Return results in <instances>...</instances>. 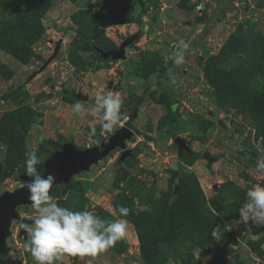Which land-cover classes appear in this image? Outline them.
<instances>
[{
  "label": "rangeland",
  "instance_id": "obj_1",
  "mask_svg": "<svg viewBox=\"0 0 264 264\" xmlns=\"http://www.w3.org/2000/svg\"><path fill=\"white\" fill-rule=\"evenodd\" d=\"M67 28L103 49L140 36L125 59L102 60ZM181 39L191 51L176 66ZM98 88L124 98L133 153L118 165L115 149L51 194L108 220L128 207V233L105 253L61 264H264V225L239 223L247 189L264 184L255 167L264 147V0H0V194L22 185L29 151L45 160L61 142H99L100 122L72 112L77 101L91 107ZM176 136L190 152H178ZM17 210L36 214L31 204ZM18 224L0 243V264H34Z\"/></svg>",
  "mask_w": 264,
  "mask_h": 264
},
{
  "label": "clouds",
  "instance_id": "obj_2",
  "mask_svg": "<svg viewBox=\"0 0 264 264\" xmlns=\"http://www.w3.org/2000/svg\"><path fill=\"white\" fill-rule=\"evenodd\" d=\"M96 2V0H93ZM174 55L170 57L176 66L185 62L186 53L191 51V41L179 40L174 45ZM172 84L177 83L172 70H169ZM124 98L104 88H98L91 107L77 101L72 112L81 118L93 117L100 122L107 142L111 135L123 128L128 117L122 113ZM95 125L91 126V135H95ZM99 145V143L97 144ZM4 146L0 145V150ZM261 156L255 167L257 172L264 174V147H257ZM44 159L37 155L36 150L29 151L25 160V172L32 177L21 187L29 190V200L35 215L26 216L19 221V230L27 233L24 250L30 254L34 264H61L64 257H95L107 252L118 241L126 238L128 233L129 208L119 206L120 219L108 220L98 215L94 208L74 211L61 206L59 200L51 194L55 178L49 174L41 175L38 166ZM264 225V184H254L246 191V202L239 208V223L248 221ZM227 226V225H226ZM4 259V257H0Z\"/></svg>",
  "mask_w": 264,
  "mask_h": 264
},
{
  "label": "water",
  "instance_id": "obj_3",
  "mask_svg": "<svg viewBox=\"0 0 264 264\" xmlns=\"http://www.w3.org/2000/svg\"><path fill=\"white\" fill-rule=\"evenodd\" d=\"M137 38V34L126 36L116 49L106 50L95 43H92L91 46L102 60L125 59L126 47ZM59 48L60 41H57L53 54L46 60L45 64H47L52 57L57 55ZM73 96L80 100H88V96L80 92L74 93ZM132 135L133 130L124 125V127L118 129L114 135H111L107 142H105L103 136L98 142L99 145L96 143L91 146H78L74 142L65 141L62 143L60 149L52 151L50 156L44 160V170L41 175L43 177H47L49 174L53 175L55 178L53 187L59 183H67L71 180L73 175L87 171L91 165L96 164L115 149L120 150L117 164L121 165L122 162L133 153L126 144V142L132 138ZM173 141L177 145L179 153L182 151L190 152V146L181 137L176 136ZM203 157L207 158L209 161L211 160L208 153H204ZM122 171L124 177H126L128 175L127 169L122 167ZM20 180L22 183H25L31 181L32 177L27 176L26 173H22L20 174ZM214 188H216V184H214ZM29 195V190L21 186L12 191H5L0 194V243L3 242L6 231L10 228L12 220H24L27 223H31V221L26 220L25 217H21L17 210L18 206L31 203ZM19 236H23V238L26 239L27 233L21 229L19 230Z\"/></svg>",
  "mask_w": 264,
  "mask_h": 264
},
{
  "label": "trees",
  "instance_id": "obj_4",
  "mask_svg": "<svg viewBox=\"0 0 264 264\" xmlns=\"http://www.w3.org/2000/svg\"><path fill=\"white\" fill-rule=\"evenodd\" d=\"M30 12H32V13H41V10L38 8V7H36V8H33V9H26L25 11H24V14H29ZM127 17L128 16H125V19H127ZM68 30H72L73 32H75V34L78 36V37H80V38H82L86 43H88V44H92V43H95V41H94V38H91V37H87V36H85V35H83L79 30H77V29H73V28H67L66 30H65V32L64 33H66ZM137 34V36L139 37L140 36V33H136ZM96 44V43H95ZM97 45V44H96ZM92 47V46H91ZM93 49V48H92ZM104 49H112L111 47H106V48H104ZM98 55V54H97ZM159 75V77H161V75L160 74H158ZM131 123V120H130V122L128 123V125L127 126H129L130 128H132V129H134L135 127H136V125H133V124H130ZM102 139V136H99V140H101ZM62 143L63 142H61V145H62Z\"/></svg>",
  "mask_w": 264,
  "mask_h": 264
},
{
  "label": "built area",
  "instance_id": "obj_5",
  "mask_svg": "<svg viewBox=\"0 0 264 264\" xmlns=\"http://www.w3.org/2000/svg\"><path fill=\"white\" fill-rule=\"evenodd\" d=\"M125 116H127L128 117V119H127V122L125 123V125L127 126L128 125V123L130 122V120H131V116L130 115H125Z\"/></svg>",
  "mask_w": 264,
  "mask_h": 264
},
{
  "label": "flooded vegetation",
  "instance_id": "obj_6",
  "mask_svg": "<svg viewBox=\"0 0 264 264\" xmlns=\"http://www.w3.org/2000/svg\"><path fill=\"white\" fill-rule=\"evenodd\" d=\"M99 56V55H98ZM0 254H1V250H0Z\"/></svg>",
  "mask_w": 264,
  "mask_h": 264
},
{
  "label": "crops",
  "instance_id": "obj_7",
  "mask_svg": "<svg viewBox=\"0 0 264 264\" xmlns=\"http://www.w3.org/2000/svg\"><path fill=\"white\" fill-rule=\"evenodd\" d=\"M263 1V0H262ZM196 27V26H195ZM198 27V26H197Z\"/></svg>",
  "mask_w": 264,
  "mask_h": 264
}]
</instances>
